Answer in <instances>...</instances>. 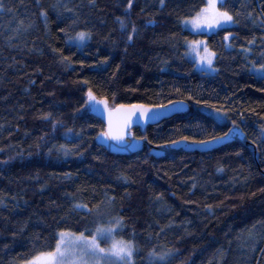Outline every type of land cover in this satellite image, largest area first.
Instances as JSON below:
<instances>
[{
	"label": "trees",
	"instance_id": "16d2710c",
	"mask_svg": "<svg viewBox=\"0 0 264 264\" xmlns=\"http://www.w3.org/2000/svg\"><path fill=\"white\" fill-rule=\"evenodd\" d=\"M40 2L42 8L36 0H3L0 8V264L52 250L61 231L94 228L96 216L73 212L74 202L94 213L99 206L105 221L123 217L115 236L134 243L133 264H264V79L250 71L253 62H264V0H228L226 10L234 18L240 12L239 22L202 34L182 21L206 0H165L163 8L159 0H134L127 14L126 0H96V8L88 0H62L73 12L53 9L56 0ZM133 24L138 32L129 43ZM62 28L90 32L91 39L68 46ZM228 32L234 39L226 50ZM199 38L217 54L214 74L185 56V40ZM89 89L112 106L185 101L189 107L144 130L135 127L142 150L118 155L96 142L104 123L85 109ZM203 106L226 111L228 120L216 121ZM46 113L49 120L41 118ZM233 121L245 141L150 154L152 146L185 136H222ZM68 129L80 135H66ZM152 252L169 255L150 261Z\"/></svg>",
	"mask_w": 264,
	"mask_h": 264
},
{
	"label": "snow or ice",
	"instance_id": "6c2138e0",
	"mask_svg": "<svg viewBox=\"0 0 264 264\" xmlns=\"http://www.w3.org/2000/svg\"><path fill=\"white\" fill-rule=\"evenodd\" d=\"M88 3L92 8L97 7L96 0H88ZM227 3L228 0H206L205 6L196 12L195 16L190 19L183 20L182 23L185 27H190L193 31L201 34L206 31H226L230 25H234L239 22V17L241 15L240 12H237L234 18V15L230 14V12L226 10ZM36 4L38 8L43 7L40 0H36ZM133 4L134 0H126L125 14L132 9ZM159 4L160 7L163 8L165 6V0H159ZM3 7V0H0V8ZM51 7L53 9L63 8L68 12H73V9L64 4L62 0H56V3L52 4ZM221 8H225V10L222 11L220 10ZM243 8L246 9L247 5H244ZM261 10L264 11V5H261ZM39 15L42 16L45 23H47V11L41 10ZM247 18L253 19L251 12H247ZM117 21L120 25V30L122 32H127L128 25L125 20L117 17ZM253 22L255 23V20H253ZM75 23L76 21L73 20V24ZM261 23H264V20H262ZM149 24H154V21H149ZM29 27H31V25H29ZM61 32L65 33V43L68 46L75 45L76 47H81L87 40L91 39V33L86 31H78L73 34L72 32L62 28ZM137 32L138 29L133 24L131 33L127 35V41L129 43L132 42L133 37L137 34ZM232 39H234V37L231 32H228L224 36L226 50L231 49L232 45L230 41ZM185 44V56L195 64L197 70L206 71L208 73H214L217 71L214 67V60L217 58V54L209 49L206 40H185ZM60 62L67 63L70 66L71 58L61 55ZM250 71L257 78L264 79V62H253ZM32 83L35 82L32 81ZM87 97L88 100L85 102L86 110L97 111L100 109L101 105H103L104 110L107 109V100L96 102V98L91 89L88 90ZM170 105L175 111H183L185 107L182 101L176 103L170 101ZM167 107L168 106L165 105L160 106L161 109L165 110H167ZM116 110L127 111L128 117H131L139 111L140 116L143 117L145 121L157 120L162 116L160 109H153L143 105H119ZM214 111L219 115L218 109H214ZM81 115H83V113H81ZM51 116L52 113H46L41 118L49 120ZM57 123L62 124V122L59 121L54 122V129ZM127 125L128 119H125L122 125L119 127H113L112 121L109 119L107 130L99 133L96 139L100 140L101 138H104V140L116 142V144L121 147L130 148L132 147V142L126 139L125 130ZM68 134L77 136L80 135V133H74L73 129H68L66 135ZM236 135H242V133L239 132V126L235 121H233L232 127L229 128L228 132H225L222 136L214 137L213 140L192 139L189 141V137L185 136L183 137V140H172L170 145L166 146L177 147L181 143H190L192 145L205 147L208 144L222 143L226 140H230ZM262 142H264V137H262ZM149 143H151V141H149ZM60 150L63 151L64 155H68L71 151L63 145L60 146ZM220 170L222 171V169ZM119 179H123L125 182L128 181V177L123 175L119 177ZM157 199H160V197H157ZM73 200L76 201L77 198L73 197ZM114 201L115 197H109L107 203L111 205ZM95 208L96 211L94 213V209L90 208L87 203L74 202L72 206L73 212L81 213L83 217L92 215L96 216V220L94 221L95 227L85 228L83 231L79 232L78 236L75 233H68L65 231L57 233L54 237L56 241L54 248L50 251L41 252L39 255L34 257L31 264H100L101 260L114 261V264H133L132 258L135 252L134 243L131 240L118 241L115 239L117 229H122L124 227L123 217L114 216L105 221L103 219V214L99 211V206H95ZM85 232H87L88 235H85ZM68 237H70V239ZM101 240L111 241L110 247L107 249L100 247L99 242ZM168 255L169 253L158 255L157 253L152 252L149 254V259L151 261L153 257H156L158 261H164Z\"/></svg>",
	"mask_w": 264,
	"mask_h": 264
},
{
	"label": "water",
	"instance_id": "95a60500",
	"mask_svg": "<svg viewBox=\"0 0 264 264\" xmlns=\"http://www.w3.org/2000/svg\"><path fill=\"white\" fill-rule=\"evenodd\" d=\"M93 95L96 98V102L106 100L105 98L97 97L95 94H93ZM86 100H88L87 95H86ZM176 102H181V101H175L173 103H176ZM182 102L185 105L183 111L173 110L170 103L165 105V106H168L167 110L161 109L160 108L161 105L150 106V105H145V104H130V105H143V106L150 107L153 109H160V111L162 112V116L159 119L145 121V119L140 116L139 111H137L131 117H128L127 111H125V110L117 111L116 109L118 108L119 105H116L114 107H110L109 103L107 101V109L106 110H104L103 105H101L99 110H97V111H91L90 110V113L93 114L95 117L99 118L104 123V130L103 131L107 130L109 119H111L113 127H119L120 125L123 124L125 119H128V125H127V128L125 130L126 131V139L130 140L132 142V147L124 148V147H121L120 145H117L116 142L110 141V140H104V138H101L100 140L96 139V141L99 145L105 147V149L108 152L113 153V154L131 155V154L137 153L138 151L142 150L145 141L143 139L135 137L133 134V129L135 127H138L141 130H144L148 125L157 124V123L161 122L162 120L167 119V118H169L175 114L183 113V112L187 111V109L189 107L188 103L185 101H182ZM120 105H126V104H120ZM126 106H129V105H126ZM239 132L242 133V135L233 136L230 140H226L222 143L208 144L205 147L192 145L190 143H188V144L181 143L177 147L166 146V145H170V143L154 145L150 148V154L156 158H161V157H164L168 154L176 153L179 151L207 152V151H211L213 149H216V148L222 146L223 144H226L227 142H230V141L235 140V139H240L242 141H245V136H244L243 132L240 129H239ZM180 140H183V139H180ZM211 140H213V139H211Z\"/></svg>",
	"mask_w": 264,
	"mask_h": 264
},
{
	"label": "rangeland",
	"instance_id": "374dc122",
	"mask_svg": "<svg viewBox=\"0 0 264 264\" xmlns=\"http://www.w3.org/2000/svg\"><path fill=\"white\" fill-rule=\"evenodd\" d=\"M218 4H219V2H218ZM187 19H190V18H187ZM183 24V23H182ZM183 26H184V28H186V29H188V30H190V31H192V32H195V31H193L190 27H185V25L183 24ZM196 33V32H195ZM204 33H212V31H206V32H204ZM198 40H205L204 38H199ZM210 49V48H209ZM189 59V58H188ZM215 67V66H214ZM198 71H200V70H198ZM200 72H205V73H207V74H214V73H208V72H206V71H200ZM110 107H114V106H112V105H109ZM204 112H206V113H208V114H210L216 121H218V122H226L227 120H228V115H227V113H226V111H224V110H222V109H218V108H214V107H209V106H203L202 108H201ZM214 109H218L219 110V115L214 111ZM68 233H72V232H68ZM77 236L79 235V234H77V233H75ZM69 239H70V237H68ZM115 239L116 240H121V239H119V238H117L116 236H115ZM100 247H103V248H105V249H107L108 247H110V243H111V241H104V240H101L100 242ZM39 255V254H38ZM37 255H35V256H33L32 258H30L29 260H27V262H23L22 264H31V262L33 261V259H34V257H36ZM100 264H114V261H108V260H101L100 261Z\"/></svg>",
	"mask_w": 264,
	"mask_h": 264
},
{
	"label": "bare ground",
	"instance_id": "6f19581e",
	"mask_svg": "<svg viewBox=\"0 0 264 264\" xmlns=\"http://www.w3.org/2000/svg\"><path fill=\"white\" fill-rule=\"evenodd\" d=\"M241 130V129H240ZM97 142V141H96Z\"/></svg>",
	"mask_w": 264,
	"mask_h": 264
}]
</instances>
